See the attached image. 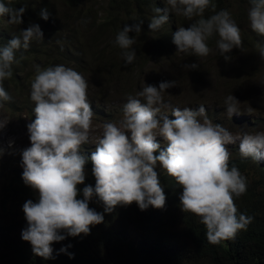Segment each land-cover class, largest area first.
<instances>
[{
  "label": "clouds",
  "instance_id": "clouds-1",
  "mask_svg": "<svg viewBox=\"0 0 264 264\" xmlns=\"http://www.w3.org/2000/svg\"><path fill=\"white\" fill-rule=\"evenodd\" d=\"M11 2H0V16H10L9 24L20 25L27 7L13 8L9 6ZM165 3L189 20L200 17L190 27L181 26L173 33V43L179 52L208 56L211 48L207 41L214 34L219 36L217 46L226 61L231 59L227 53L234 48L242 49L240 28L228 10L204 18L206 9L215 11L213 0H165ZM250 4L251 29L264 36V0H250ZM154 11L160 15L152 17L149 28L157 31L169 21V8L157 7ZM49 15L47 9L41 10L44 20H48ZM142 23L140 20L124 25L116 36V43L124 50L126 64H132L136 57L135 50L129 51L136 43L129 33L139 34ZM43 38L40 25L33 24L0 48V101L11 100L3 82L11 78L13 64L20 62L15 51L27 50L33 39ZM259 51L264 57V48ZM198 66L193 63L184 67L195 69ZM174 86L175 80L162 81L159 87L147 84L137 96H129L121 106L114 107L112 113L107 111L106 117L97 118L95 103L88 101V83L80 73L64 65L43 70L36 66L31 84L36 118L28 119L31 146L21 151L23 180L39 193L36 202L29 199L23 204L27 227L22 231V239L31 243L35 255L45 260L54 258L53 242L63 241L67 236L88 235L91 226L103 223L104 214L89 206L94 196L103 201L105 212L133 202L141 210L149 206L164 208L166 195L158 165L182 186V210L200 218L206 226L209 243L234 238L239 230L247 228L252 218L237 215L234 203V197L246 192L247 181L235 166L240 160H249L256 166L264 163L260 152L264 151V133L257 123L260 112L252 120V131L257 134L234 133L237 138L233 139L227 129L212 122L204 105L198 110L175 107L171 119L162 114L165 106L162 93ZM225 105L230 118L234 113H241L239 101L233 95L226 98ZM103 119L109 122L104 124L97 146L91 148L87 144V150L92 151L87 157L82 154V145L89 143L92 122ZM4 126L0 124V128ZM158 136L163 139L158 140ZM234 141L237 145L228 149L227 145ZM2 151L0 148L3 155ZM230 156L234 165L231 168ZM89 159L95 186L86 185L80 199L78 185L85 182V165ZM69 256L74 258V253Z\"/></svg>",
  "mask_w": 264,
  "mask_h": 264
},
{
  "label": "trees",
  "instance_id": "trees-1",
  "mask_svg": "<svg viewBox=\"0 0 264 264\" xmlns=\"http://www.w3.org/2000/svg\"><path fill=\"white\" fill-rule=\"evenodd\" d=\"M0 2L8 4V0ZM213 2L215 11L206 9L204 18L220 10H228L241 31L242 49L234 48L226 55L234 58L257 54L264 67V57L259 51L264 48V36L251 29L250 0ZM9 6L27 8L20 25L9 24L10 16H0V48L7 46L9 40L20 36L21 30L30 25L39 24L44 33V38L33 39L27 50L21 48L15 51V57L20 62L13 64L11 78L3 82L11 100L0 101L6 105L7 111L22 112L32 121L36 116L31 84L37 65L43 70L72 64L80 74L87 71L104 75L109 71L111 80L108 79V86L122 83L120 88L130 93L126 85L138 81L134 72L142 73L154 58L162 59L166 55L173 59H169L172 65L184 68L185 60L192 61L194 55L190 51L177 50L173 33L181 26L190 27L200 17L189 20L171 9L165 0H12ZM157 7L169 8V21L159 30L152 31L149 28L151 19L160 15L154 11ZM42 9L50 13L48 20L42 18ZM140 20H143L141 32L129 33L136 40L129 51L135 50L136 57L132 64H126L124 50L116 43V36L124 25H133ZM218 39V34H214L207 41L211 50H217L204 57L206 61L211 57L224 58L217 46ZM257 63L251 60L243 65L253 74L259 73ZM216 85L217 96H229L232 89L238 87H234L233 82L221 84L216 81ZM110 91L118 96L117 89ZM105 92L94 94L89 99L95 103L97 118L106 117L107 111L112 113L115 107L114 96L108 98ZM27 136L30 138L29 131ZM86 146L82 145V154L90 157L92 151L87 150ZM22 152L19 150L6 159L0 153V264H264V163L256 166L249 160H237L235 167L246 177L247 190L241 196L234 197V203L237 215L245 214L252 220L234 238L221 240L218 244L209 243L206 226L200 222V218L182 210V186L158 165L157 171L166 195L164 208L149 206L141 210L133 202L127 206L117 205L113 211L105 212L103 201L94 196L89 206L104 214V222L91 226L88 235L82 233L53 242L54 258L45 260L34 254L29 241L22 239V231L27 227L23 204L29 199L36 202L39 196L38 191L23 180ZM232 161L230 156V168L234 166ZM92 167L89 159L85 165V182L78 185L80 199L86 185L95 186ZM62 248H66V251L61 252ZM69 253H74V258H70Z\"/></svg>",
  "mask_w": 264,
  "mask_h": 264
},
{
  "label": "rangeland",
  "instance_id": "rangeland-1",
  "mask_svg": "<svg viewBox=\"0 0 264 264\" xmlns=\"http://www.w3.org/2000/svg\"><path fill=\"white\" fill-rule=\"evenodd\" d=\"M216 50L217 48L212 49L210 54L216 53ZM180 57L183 58V55L181 54ZM161 58H154L143 68L142 73L134 72L138 81L135 84L126 85L130 93H126L120 88L123 85L122 83L116 85L114 83L108 86L110 82L107 81L108 79L111 80L109 71L104 75L99 72L89 73L84 71L81 75L88 83V101L92 98V95L104 91H107L105 96L112 98L111 96L114 95L111 92H115L110 90L117 89L119 97L114 96L112 99L114 100L113 105L118 107L127 101L129 96H137L147 84L159 87L162 81L175 80L176 86L162 93L165 106L162 107L161 113L168 115L170 119L171 111L175 107L181 109L190 107L198 110L200 105H204L206 113L212 122L222 125L235 139L237 137L234 133L244 135L257 134L252 131V120L260 112L261 118L257 123L259 128L263 130L261 133H264V67L261 66L263 63L257 54L253 57L247 54H244V56L238 55L231 58L230 61H226L224 58L220 59V57H211L209 61H206L204 57L198 58L196 55H192V61L185 60V65L196 63L199 66L195 69L180 68L172 65L171 61L173 59L166 55ZM169 59L172 60L170 61ZM251 60L259 63L256 68H259V73L252 74V71L248 72L249 69L244 68L243 63ZM69 67L74 69L72 64ZM114 79L117 78L115 77ZM99 81H101V84H98ZM216 81L221 84L233 82L234 87L238 86L232 89L231 95L239 101L238 106L241 113H234L231 118L229 117L225 105V100L228 96H217L215 90ZM140 99L143 102V98L141 97ZM0 105H2L0 106V124L5 125L0 128V148L3 150L4 157L10 158L17 154V151H23L31 146L30 138L27 139L26 135L30 121L28 116L22 115V112L7 111L4 103H0ZM159 117L160 114H158ZM118 118L121 120L122 116L119 114ZM216 118L218 121L214 122ZM107 122H109L107 119H103L102 122H92L89 143H86L91 148L97 146L96 143L103 136V126ZM157 139H163V137L158 136ZM236 145L234 141V143L227 145V148L229 149ZM260 152L261 156L264 157V151L260 150Z\"/></svg>",
  "mask_w": 264,
  "mask_h": 264
}]
</instances>
